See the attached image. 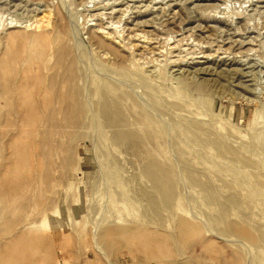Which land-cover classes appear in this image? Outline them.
<instances>
[{"label":"rangeland","instance_id":"rangeland-1","mask_svg":"<svg viewBox=\"0 0 264 264\" xmlns=\"http://www.w3.org/2000/svg\"><path fill=\"white\" fill-rule=\"evenodd\" d=\"M0 264H264V0H0Z\"/></svg>","mask_w":264,"mask_h":264},{"label":"bare ground","instance_id":"bare-ground-1","mask_svg":"<svg viewBox=\"0 0 264 264\" xmlns=\"http://www.w3.org/2000/svg\"><path fill=\"white\" fill-rule=\"evenodd\" d=\"M99 15H100V13H99ZM46 19H47V18H46ZM40 20H41V23H42V20H44V19L42 18V19H40ZM39 27H40L39 23H38L37 25H34V28H39ZM115 31H116V30H115ZM101 32H102V37H103V38H112V37H110V36H111L110 33L108 34L107 31H106V33H105L104 31H101ZM41 33H42V32H41ZM41 33H40V34H41ZM122 33H123V32H122ZM42 34H43V33H42ZM42 34H41V35H37V37H38V38H44V35H42ZM134 35H135V34H134ZM46 36H47V35H46ZM96 37L98 38V40L101 39V38H100L99 36H97V35H96ZM135 37H136V36H135ZM137 37H138V35H137ZM137 37H136V38H137ZM114 38H115V37H114ZM129 38H130V37H129ZM139 38H140V39L142 38V40H143V37L140 36V34H139ZM139 38H137V39H139ZM45 39H47V37H46ZM112 39H113V38H112ZM131 39H132V38H131ZM140 39H139V40H140ZM40 40H42V39H40ZM40 40H39V41H40ZM107 40H108V39H107ZM109 40H111V39H109ZM114 40H115V39H114ZM135 40H136V39H135ZM139 40H138V41H139ZM145 40H146V39H145ZM39 41H38V42H39ZM136 41H137V40H136ZM138 41H137V42H138ZM164 41H165V40H164ZM96 42H97V41H96ZM139 42H141V41H139ZM143 42H144V40L142 41V43H143ZM142 43H141V44H142ZM103 44H104V42H103ZM104 45H105V44H104ZM122 45H123V44H122ZM100 46H101V45H100ZM181 49H182V48H181ZM181 51H182V50H181ZM110 59H111V58H110ZM77 74H78V73H77ZM76 77H77V76H76ZM76 77H75V78H76ZM79 77H81V76H79ZM78 80H79V79H78ZM71 81H72V80H71ZM74 81H75V80H74ZM77 82H78V81H77ZM67 84H68V83H67ZM73 84H74V83H73ZM110 85H111V84H110ZM106 86H109V85H106ZM109 87H111V86H109ZM111 88H113V86H112ZM111 88H110V89H111ZM111 90H112V89H111ZM109 91H110V90H109ZM153 95H154V94H153ZM108 99H109V98H108ZM103 100H104V99H103ZM69 101H70V100H69ZM105 101H107V100H105ZM105 103H106V102H105ZM107 105H108V104H107ZM125 105H126V104H125ZM172 108H173V107H172ZM26 162H27V160H26ZM24 166H25V165H24Z\"/></svg>","mask_w":264,"mask_h":264}]
</instances>
